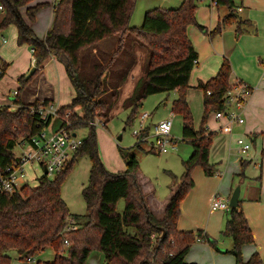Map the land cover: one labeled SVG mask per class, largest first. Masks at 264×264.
Here are the masks:
<instances>
[{
	"label": "trees",
	"instance_id": "trees-1",
	"mask_svg": "<svg viewBox=\"0 0 264 264\" xmlns=\"http://www.w3.org/2000/svg\"><path fill=\"white\" fill-rule=\"evenodd\" d=\"M34 1L0 0L4 13L0 32L16 25L18 44H27L32 49L37 68L49 57L64 65L76 94L71 104L60 108L59 113L80 109L81 115L74 112L69 119L71 129L84 128L89 132L78 154L54 179L43 175L36 187L25 185L12 195L0 194V264H11V258L6 255L11 250L18 251L25 261L47 248L54 250L53 262L37 264H86L93 250L103 254L104 264H195L187 263L185 258L196 241L205 240L218 250L217 243L207 235L203 236L202 231L183 232L177 228L181 202L195 184L192 179L194 168L202 166L208 176L216 173L209 158L217 133L210 131L206 124L210 114L225 109V95L233 87L228 59L214 78L198 82L196 89L204 93L205 111L201 127L196 130L187 100L198 60V53L187 35L188 26L197 25L195 0H184L177 9L148 11L140 28L130 26L137 0H56L53 27L44 39L36 35L28 22H34L36 13L49 4L32 6ZM220 5L227 6L231 12L218 27L212 32L203 26L198 25V28L213 37L235 25L239 37L247 22L234 11L233 0H217V6ZM23 8L27 19L22 16ZM114 36L119 39L118 49L109 61L103 62L98 55H92L102 41ZM126 37L147 48L149 53L146 73L133 96L124 103V109L129 111L126 125L136 119L148 97L177 91L179 97L174 101L172 111L182 116L183 141L193 147L192 155L183 162L185 172L168 200L161 220L149 210L138 179L136 156L126 150V171L108 172L99 157L95 128L90 125L97 117L108 124L111 110L119 99V87L127 80L136 62L131 47L130 59L122 67L115 66L114 55L124 49ZM3 68L5 73L7 66L4 64ZM38 71L36 69L28 79L19 80L22 88ZM14 103L18 106L15 111L0 107V174L17 161L14 150L18 139L29 140L45 126L39 115L31 112L32 107L39 105L38 101L25 105L18 91ZM133 148L143 149L140 142ZM80 156H88L91 161L89 183L82 191L87 213L73 215L62 198V187ZM241 166L240 176L244 177L248 163L242 162ZM121 200L125 201V208L123 213H118L116 206ZM227 212L229 217L222 235L232 239L233 248L226 253L235 257V264H262L258 253L248 261L243 258V247L254 244L255 238L241 201L238 207ZM69 218L75 220L77 230L66 231ZM128 229H134L136 233L131 234ZM163 232L165 238L162 240ZM155 237L158 243L154 245Z\"/></svg>",
	"mask_w": 264,
	"mask_h": 264
},
{
	"label": "rangeland",
	"instance_id": "rangeland-1",
	"mask_svg": "<svg viewBox=\"0 0 264 264\" xmlns=\"http://www.w3.org/2000/svg\"><path fill=\"white\" fill-rule=\"evenodd\" d=\"M44 1L46 0H43V2ZM183 1L184 0H137L130 26L134 28H140L144 23V18L148 11L153 9H177L182 5ZM237 1L238 0H236V2ZM195 3L197 5V25H189L187 28V35L196 50V48H201L203 46L204 40L207 39L209 42L210 39L220 34L219 33L211 37L210 34H206L201 31L198 28V25L205 27L209 32L214 31L217 26L216 25L214 28V23L218 20L219 15H224L227 10V6H217L219 9L218 10L217 7L213 6L209 0H206L204 3L195 0ZM44 9H47V7L42 8L41 11ZM50 13V10H46V13H41L42 15H40L39 20H37L36 17L34 22L31 21L35 24V26L33 25V29L40 39H44L47 29H49L48 27H50ZM45 15L46 17H44ZM22 16L24 18L26 17L24 13H22ZM3 18L4 13L0 12V23ZM17 28L18 27L13 24L2 31L4 32V35L9 43H6L5 45L0 43L1 57L4 59V61L8 62V64H11V68H8L6 75L3 74L4 76L0 77V105L11 103V108H16L14 103L16 99L14 92L16 90L20 92V97L23 100L31 99L32 93L36 92V89H38L36 84L39 76L38 71V73L33 76L32 80L24 88H22L19 80L22 78H27L31 71L37 67L32 66L31 64V48L27 44L22 46L18 44ZM209 29L212 30L210 31ZM2 32H0V37ZM126 38L127 39L125 40L124 49L114 55L116 58L115 66L117 68L122 67L123 64L130 59L131 47L136 62L129 79H127L125 82L122 91L119 92L120 97L111 110L108 124L106 127L102 125H97V127H94L97 137L98 153L107 171L112 174H116L126 171V156L124 158V154L126 150H130L139 161L138 174H140L142 179V188L146 196L148 207L151 206L152 209L159 214V210L161 208L159 203L161 204L163 201H167L171 194V190L179 184V180L185 172L183 162L190 158L193 153V147L188 142L183 141V118L181 115L174 113L173 128L171 133V136L177 141L174 151H170L168 154L149 152L151 141L149 143H143L142 150L133 148L137 142V139L133 136V130L139 126L138 117L144 113L151 114L152 116L148 120V124L153 125L163 120L169 119L171 117V113H173V103L178 99L179 94L177 91H174L169 94H156L148 97L143 101L142 106L139 108L136 119L130 125H126L129 111L124 109V103L127 99L133 96L136 89V87L134 89V85L136 84L137 86L138 82L144 77L149 58L147 48L141 46L137 42L133 43L131 41V37ZM118 42L119 39L116 36L106 39L99 44L98 51H93L92 55H98V57L103 62H107L117 51ZM47 61L45 63H47ZM196 69L197 66L195 67V70L191 76V88H193L192 86L194 85L193 75ZM49 75L50 80L47 78L46 81L51 85V80L55 78V83H53V86L55 88L56 98L54 99L53 103H55L56 106H59V108L70 105L74 95L76 94V91L64 65L57 61L55 64H53V67L49 69ZM197 84L198 81L195 85L197 86ZM42 89H44L43 86ZM190 89L188 91L190 93V96L188 95V101L194 119V127L196 130H198L201 127L202 118L205 111L203 101L204 93L202 90L196 89V87V90L190 91ZM38 102L39 104L42 103V101ZM68 112H76L81 115L80 109H68L61 113L60 116L65 118V115L68 114ZM101 119L102 118L97 117L96 122ZM58 121L59 120L57 118L53 120V128L58 125ZM206 127H210L212 131H214L216 127H219V122L215 120L214 113L210 114ZM235 129H237V127ZM76 131L78 132L79 136L85 138L89 132V129L80 128L76 129ZM238 135L239 136H236L235 140L238 137L243 136L250 141L248 135H243L242 132H239ZM119 137H121L120 141L118 140ZM21 140L22 139L20 137L18 141ZM260 146L261 145L258 144L257 150L259 151H261ZM236 149L237 147L234 144V146L231 147L232 154H236ZM21 151V147L17 146L14 150V153L19 155ZM253 151L254 147L252 144V149L245 157L251 156ZM238 156L240 155L238 154ZM233 158L229 159L230 164ZM221 159V155L215 152L212 144L209 164L214 167L216 173L213 176H208L205 174L204 168L202 166H196L192 172V179L195 183L194 187L181 202V215L177 225L178 230H180L179 221L181 219V226L182 228L186 229L185 231L194 233L202 231L203 236L207 235L209 238L214 240L217 243L218 248V250H216L205 240H201V242L196 241L191 246L189 253L187 254V259L190 263L235 264V257L231 253H226L227 250L230 251L233 248L232 239L222 235V232L225 229L226 220L229 217V213H210L212 201L209 202V199L211 195L215 196L219 194L221 196L230 198L231 191L233 192L238 186L241 187L240 201L242 207L244 208L245 214L246 206H257L261 203L260 197H263L264 199V177L260 178V176H257V173L259 172L260 174L261 170L259 162H257V164L248 166L244 170V172L247 174L246 178L245 176L241 177L238 174H235V176L230 175L228 178L227 176H221L225 166V162L223 161L221 163ZM90 169L91 161L89 157L80 156L74 163V166L62 187V198L66 202L70 213L73 215H85L87 213V205L82 196V191L83 188L89 183ZM42 177L43 169L39 164L35 163L26 167V181L28 186L36 187L38 185L39 179ZM54 178L55 175L50 176V179ZM124 208L125 201L121 200L116 206V211L118 213H123ZM252 219L253 225L251 226L253 228L252 232L254 233L255 238L254 244L260 249L259 254L262 259V264H264V216L261 217L256 210ZM128 231L131 234L136 233L134 229H128ZM157 239L158 238L156 237L154 238V245L158 243ZM254 244L244 247L242 250L244 259L248 260L250 258L252 255L251 247H253ZM50 254L51 252H47L41 259H39L40 261H37L36 263L12 261V264H37L38 262H48L45 260H47ZM98 258L101 260L100 263ZM104 263V256L98 250H93L86 262V264Z\"/></svg>",
	"mask_w": 264,
	"mask_h": 264
},
{
	"label": "crops",
	"instance_id": "crops-1",
	"mask_svg": "<svg viewBox=\"0 0 264 264\" xmlns=\"http://www.w3.org/2000/svg\"><path fill=\"white\" fill-rule=\"evenodd\" d=\"M233 2H234V11L240 16V18L243 21L247 22L245 23V25H243V33L239 37H237L235 25L228 26L224 28L219 35L210 39L209 42L207 39L204 40L203 46L201 48H196V50L198 51L197 52L198 53L197 69L193 75L194 85L192 84L193 88H191L190 91L196 90L195 84L197 81L207 82L211 80L212 78H214L218 74L225 59H228L230 61L231 67H232V73L230 77L231 83L233 84L237 81L246 83L252 89V96L246 104V108L244 112L245 124L242 126H238L237 129L234 130L233 134H230V135L229 134H217L213 141V148L216 153L221 155V158H222L220 160L221 163L223 161L225 162L224 164L225 166L222 165L224 166V171L221 173V176H227L229 178L230 175H234V176L235 174L240 175L242 173V166H241L242 162L248 163V166L257 164V162H259L261 170H260V174L259 172L257 173V176H260V178H263L264 177L263 175L264 174V120H263L264 119V0H238L237 2L236 0H233ZM44 3H48L49 7H47V9H44L42 11L40 10L39 12H37L35 15V18L37 17V20H39L40 15H42L41 13H46V10L47 11L50 10L51 12L49 15L50 27H48L49 29H47V33H48V31L52 29L54 19H55L54 6L56 3V0H51V1L46 0L44 2L43 0H35L31 5L34 6L36 4H44ZM239 9H241V11H239ZM230 12H231L230 9L227 7V10L224 13V15L223 16L219 15L218 20L214 23L213 27L215 28V26L217 25L216 26L217 28L221 20L227 15H229ZM22 13L25 14V8L22 9ZM44 17H46V15ZM25 19L27 18L25 17ZM28 23L31 25L33 29V25L35 26V24L32 23L31 21ZM209 30L211 31L212 29H209ZM2 37L6 39V42L3 44L1 43ZM0 43L2 45L9 43V41H7V38L4 35V32L1 33ZM0 61L3 62V65L5 64V66H7L5 73L3 71V74L6 75V72H8V68H11L10 67L11 64H8V62L4 61L1 55H0ZM56 62L57 60L54 57H49L47 63H44V65L37 68L39 70L38 81L36 84L38 89H36V92L32 93L31 99L29 100L25 99L26 100L25 101L21 98L22 103L32 104L35 101H45V100L54 102V99L56 98V92L53 86V83H55L54 82L55 78L51 80L52 85L48 83L46 80L47 78H49L50 80L49 69H51L53 67V64H55ZM31 64L32 66H36L35 59L33 57V51H32ZM134 66L132 67L131 72ZM130 74L127 79H129ZM125 82L121 84V86L119 87V92L122 91ZM42 86L44 87V89H42ZM135 87H136V84L134 85V89ZM188 95L190 96L189 92H188ZM188 95H187V100H188ZM119 97H120V94H119ZM0 107H10L11 108V103L0 105ZM17 109H18V106H16V108H11L12 111H15ZM171 114L174 115V113H171ZM152 125L153 124H149V126H152ZM215 129H217V127ZM239 132H242L243 135H248L250 140L252 141L254 151L253 153H251V156L241 158L240 156H238L237 152H235L236 154H232L231 147L234 146L235 141H236L235 138L236 136H239L238 135ZM258 144L261 145L260 146L261 151L257 150ZM230 158H233L231 164L229 163ZM244 176L245 178L247 177L246 172H244ZM138 179L140 181V184L142 185V179H141L140 174H138ZM176 188L177 186L171 190V194L168 197V200L173 195ZM232 193L233 192L231 191L230 197ZM215 196L211 195L209 202L211 201L213 202ZM168 200L163 201L161 204L159 203V206L161 207L159 210L160 211L159 214L155 212L151 206L149 207L150 212L157 219L159 220L163 219ZM260 201L261 203L257 206L249 205L245 207V211L247 214L246 216L247 218L249 217L248 220H249L250 226L253 225L252 217L256 210L258 211L261 217L264 216L263 197H260ZM242 209L244 211L243 207ZM213 212L215 213V212H226V211H212L211 210L210 213H213ZM179 228H180V231L190 232V231H185L186 229L182 228L181 219L179 221ZM251 229L253 231L252 226H251ZM251 248H252V255L254 253L259 254L260 249L257 247V245L254 244V246ZM47 252H51V254L45 261L53 262L55 260L56 254L54 250L51 248H47L42 253L34 256L32 259L26 260L27 262L23 259V257L16 250H11L7 252L6 255L11 258V264H12V261L23 262V263H28V262L36 263L37 261H40L39 259H41L44 256V254H46ZM187 257L188 255L186 256L185 261L187 263H190L188 262ZM244 260L248 261L247 259H244ZM100 262L101 260H99V263Z\"/></svg>",
	"mask_w": 264,
	"mask_h": 264
},
{
	"label": "built area",
	"instance_id": "built-area-1",
	"mask_svg": "<svg viewBox=\"0 0 264 264\" xmlns=\"http://www.w3.org/2000/svg\"><path fill=\"white\" fill-rule=\"evenodd\" d=\"M204 3L206 0H198ZM213 6H217V0H209ZM3 7L0 6V12ZM241 11V9H239ZM6 39L1 38V43H5ZM3 62L0 61V77L3 75ZM18 90L14 92L17 96ZM252 96V89L244 82L237 81L233 83V87L225 95V109L214 114V118L219 122V127L213 132L217 134H233L238 126L245 124V108L247 102ZM59 106L53 102L45 103L42 101L38 106L32 107L31 112L38 114L45 126L39 133L31 136L29 140L18 141L22 151L17 155V161L0 174V194L12 195L27 185L26 167L35 163L39 164L45 175V168L48 172L45 176L58 175L66 166L72 162L78 154L84 143L83 137L78 135V130L71 129L70 117L74 112H68L65 118L59 113ZM151 114L144 113L139 116V126L133 130V136L137 142L149 143L150 150L157 154H168L174 151L177 141L171 136L173 128V114L167 120H163L157 124L149 126L148 120ZM58 119V125L53 128L54 119ZM91 126L97 127L102 125L106 127L103 119L98 122L93 121ZM210 131L212 129L207 127ZM236 151L241 157L248 155L252 149V141L240 136L236 139ZM230 199L221 195H216L212 204V211H229ZM66 231H75L78 226L73 218L67 220ZM68 245V241H66ZM30 260V259H28Z\"/></svg>",
	"mask_w": 264,
	"mask_h": 264
},
{
	"label": "water",
	"instance_id": "water-1",
	"mask_svg": "<svg viewBox=\"0 0 264 264\" xmlns=\"http://www.w3.org/2000/svg\"><path fill=\"white\" fill-rule=\"evenodd\" d=\"M36 69H37V68H34V69L31 71V73H30V75L27 77V79L30 78V77L35 73ZM118 140L120 141V140H121V137H119ZM44 172H45V175L48 174L46 168H45V171H44ZM240 195H241V187L238 186V187L233 191V193H232V195H231V197H230V207H231V208H236V207H238L239 202H240ZM164 238H165V232H163V234H162V238H161V239L163 240Z\"/></svg>",
	"mask_w": 264,
	"mask_h": 264
}]
</instances>
